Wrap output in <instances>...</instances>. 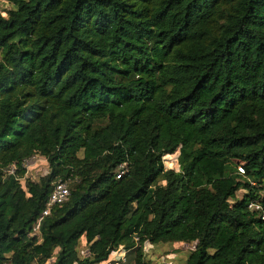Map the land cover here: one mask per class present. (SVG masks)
<instances>
[{"label": "trees", "instance_id": "1", "mask_svg": "<svg viewBox=\"0 0 264 264\" xmlns=\"http://www.w3.org/2000/svg\"><path fill=\"white\" fill-rule=\"evenodd\" d=\"M5 1L0 264H108L118 248L150 264L144 243L181 240L184 264H264L247 207L264 197V0ZM58 179L69 194L43 213Z\"/></svg>", "mask_w": 264, "mask_h": 264}, {"label": "rangeland", "instance_id": "2", "mask_svg": "<svg viewBox=\"0 0 264 264\" xmlns=\"http://www.w3.org/2000/svg\"><path fill=\"white\" fill-rule=\"evenodd\" d=\"M8 6V2H6L5 0H0V9H4ZM176 154L177 150L172 153H166L162 156L164 167H172L175 169L177 168ZM28 159L29 160L24 162L25 176H28L30 179L35 180L38 178V176L44 174L47 171V162L42 155L34 153L29 156ZM9 167L12 166L9 165ZM66 182L67 184H72V182ZM241 193L242 190L240 189L236 191L237 196H240ZM194 245V240H181L172 242L144 243L142 247L145 258H148L150 260V264H156L159 262H164L165 264H184L190 252L194 249ZM77 249L80 255L86 254L85 241L83 236H81L78 240ZM119 251L120 248H118L115 253V257L119 254V258L118 256L116 257L117 259H119L117 264H131L130 262L125 261V251L121 253ZM49 261L50 260H47L44 264H48ZM112 262L108 264H112Z\"/></svg>", "mask_w": 264, "mask_h": 264}, {"label": "built area", "instance_id": "3", "mask_svg": "<svg viewBox=\"0 0 264 264\" xmlns=\"http://www.w3.org/2000/svg\"><path fill=\"white\" fill-rule=\"evenodd\" d=\"M31 156V155H30ZM29 157H26L22 160V166H24V162L29 160ZM12 167L8 168V171L11 172L14 169V164H10ZM25 167V166H24ZM125 163L121 162L118 164L115 170V177H119L120 174L125 170ZM69 194V185L64 180H56L53 182V185L48 193V196L46 198L44 208L42 210L43 213H46L50 206L53 204H58L64 201ZM247 207L251 210H254L257 215L264 220V197L261 199H251L247 202ZM123 252V251H122ZM121 253V252H120ZM119 258V254L117 255ZM116 256V257H117ZM117 258L112 262V264L118 263Z\"/></svg>", "mask_w": 264, "mask_h": 264}, {"label": "clouds", "instance_id": "4", "mask_svg": "<svg viewBox=\"0 0 264 264\" xmlns=\"http://www.w3.org/2000/svg\"><path fill=\"white\" fill-rule=\"evenodd\" d=\"M0 19H8L7 14L0 12Z\"/></svg>", "mask_w": 264, "mask_h": 264}, {"label": "crops", "instance_id": "5", "mask_svg": "<svg viewBox=\"0 0 264 264\" xmlns=\"http://www.w3.org/2000/svg\"><path fill=\"white\" fill-rule=\"evenodd\" d=\"M119 252H122V250L120 249V251Z\"/></svg>", "mask_w": 264, "mask_h": 264}]
</instances>
